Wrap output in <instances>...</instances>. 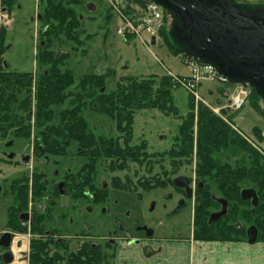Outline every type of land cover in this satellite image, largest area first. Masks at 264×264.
Wrapping results in <instances>:
<instances>
[{"label":"trees","instance_id":"1","mask_svg":"<svg viewBox=\"0 0 264 264\" xmlns=\"http://www.w3.org/2000/svg\"><path fill=\"white\" fill-rule=\"evenodd\" d=\"M0 1L6 10L12 9L14 0ZM81 1L39 0L42 10L38 18L42 27L39 31L36 62L40 72L37 73L35 80L28 72H0V136L3 137L14 129L13 134L16 137H28L30 119L34 117L38 130L36 142L42 144L47 153L63 156L71 143L76 142L85 156L113 158V167L122 169L129 162H140L146 154L144 149L147 148V144L138 146L129 144L136 112L158 109L166 115L178 116L179 109L173 103V91L179 86L166 74L121 77L110 93L105 92L104 74H85L77 82L73 70L63 69L67 54L58 55L53 46L54 41L63 35L68 40L78 39L73 30L80 24L81 17L76 14L73 5ZM146 1L123 0L122 6L126 13L131 14L134 6L142 7ZM165 14V24L159 36L173 55L183 58L181 51L170 39V16L166 11ZM5 33V28L0 29V62L5 51L3 44ZM41 68L45 70L41 72ZM23 93L26 97L20 99ZM249 100L253 109L264 117V102L253 90ZM91 105L99 113L109 116L115 123L117 133L124 135L105 138L94 134L83 115ZM189 107L188 115L176 135L175 145L164 155H169L176 161L175 164L178 163L176 167H179L184 163V158L191 162L196 152L197 175L202 180L211 179L229 202L228 214L209 224L210 212L220 208V203L212 192L210 195L205 190L206 194L204 192L200 195V203L196 206L194 239L223 242L248 240L246 226H241L237 222L238 218L242 217L245 222L257 228V241H264V154L230 124H233V118L239 111L229 115L228 123L203 104L198 106L196 115L192 97ZM252 135L259 142L264 141V131L258 126L253 127ZM94 145L97 147H93ZM231 147L248 152L249 165L241 163L231 166L215 157L216 152ZM86 166L91 167L90 173H93L96 164L90 162L86 163ZM33 177L32 193L37 198L47 186L39 174L36 173ZM29 179L26 176L15 182L13 192L19 204L10 209L8 220V226L14 230H25L16 223V211L27 207ZM160 181L156 180V185L159 186ZM243 181H250L257 190L260 202L256 207H253L249 200L241 198L240 184ZM239 206L243 209L240 210ZM38 229L34 226L31 231L36 233L40 231ZM111 257L99 246L90 243L71 251L67 244L61 246L57 241L52 242L49 239L37 237L30 242L29 264H110Z\"/></svg>","mask_w":264,"mask_h":264},{"label":"rangeland","instance_id":"2","mask_svg":"<svg viewBox=\"0 0 264 264\" xmlns=\"http://www.w3.org/2000/svg\"><path fill=\"white\" fill-rule=\"evenodd\" d=\"M263 1L246 0L243 2L263 3ZM121 5H123V0ZM1 6L3 5H1L0 1V9ZM12 6L10 11L7 10L10 22L4 27L6 33L3 43L5 47L3 58L9 63L11 71L35 73L37 70L38 73L40 69H37L36 51L37 44L40 41L39 31L42 27L40 18H38V14L42 10L41 4L39 0H14ZM73 8L76 14L81 17L80 24L73 30L78 39L68 40L63 35L60 39L54 41L53 48L58 55L67 54L63 69L69 68L73 70L77 82L85 74H104L105 92L110 93L115 89L117 81L124 76L166 74L172 77L179 76L177 74H190V67L184 61L185 59L173 55L160 37L156 39L154 44L146 45L136 37L127 41L119 36L117 30L122 20L104 0H82L75 3ZM43 70L45 69L41 68V72ZM236 84L238 85V83L220 81L217 78L203 80L199 88V100H196L194 95L177 84L179 87L173 91V103L179 109L178 116L166 115L158 109L138 110L136 112L132 139L129 140V144L132 146L147 144V148L144 149L146 152L144 159L139 160L140 162H129L122 169H117L115 166V168L111 166L112 169H110V163L107 164L103 160L96 164L98 170L96 171L95 181L98 184L106 182L108 186L112 187L115 183H131L128 193L120 191V195H118L121 205L119 206V211L120 209L129 208L132 212L134 225L146 223L154 227L156 230L155 241L164 240L170 243L189 242L192 244V248L197 246V243L209 242L195 240L193 237L196 229L195 207L197 202H189L183 211L172 217L165 213L160 204L163 201L162 194L172 191V186H169L168 182L171 183V180L178 175L193 176L195 174L198 167L196 152H194L191 162L188 158H184V163L179 167H176L178 163L175 164L176 161L174 159L167 154L164 155V153L175 145L179 127L190 110L191 97L194 101L196 115L200 104L210 108L217 115L213 109L228 104L229 97L234 91ZM211 91L212 93H210ZM25 97L26 94L24 93L20 95V99ZM33 101L32 98L31 102ZM34 110L35 108L33 107L32 113H34ZM228 110L222 111L221 116H217L228 122ZM83 115L92 132L96 135H124L117 133L112 119H109L105 114L97 112L92 105L84 111ZM230 124L264 154V141L259 142L252 135V129L255 126L264 131V117L253 109L249 98L244 107L233 118V124ZM196 129L197 127L195 126V131ZM13 133L14 129L10 130L6 137L0 136V236L8 231H13L10 246L2 247L0 251V264H28L27 253L30 252V242L33 234L30 229L27 231L14 230L12 227L11 229L6 226L7 220L10 218V209H14L19 204L15 192H13L16 180L30 176L27 208L32 212H45L49 205L47 191L50 190V186H47L45 189L46 193L42 194L45 198L37 200L31 195L33 188L31 176L37 173L45 183V178L49 181L54 178L53 171L56 167L54 159L59 160L58 165L61 171L65 167L78 169L84 161L76 156L78 150L76 142L71 143L65 155L57 157L50 155L49 163L44 156L35 154L34 144L37 143L38 130L34 117L30 119V134L28 137L18 138ZM5 141H12V146L7 147ZM21 151L31 155L30 164L22 163L20 158ZM6 152H15V159L7 161L9 155H5ZM215 157L231 166L241 163L249 165L250 163L249 153L236 147L216 152ZM158 179L161 180L159 186L156 185V180L158 181ZM199 179L202 180L200 177ZM57 180L58 177H55L52 181L56 182ZM203 181L206 182V186L210 188L215 197L224 198L211 179L205 178ZM240 185L242 188H254L250 181H243ZM116 193L118 192L114 191L112 193L111 201H114ZM152 201L156 202L155 211L149 209ZM62 204L66 205L67 203L63 202ZM88 204H90L89 201H83L78 207L81 209L86 208ZM108 206L111 205L109 204ZM238 208L240 210L243 209L242 206ZM217 211H220V208L213 210L212 213ZM69 214L70 212H67L66 216L68 217ZM103 215L104 217H98L95 214L89 216V222L83 223L82 228L97 235H104L107 229L114 228L112 224L114 215ZM237 222L241 226H246L247 229L254 226L245 222L242 217H239ZM48 226L52 228V225ZM76 231L77 229L71 226L68 234H74ZM132 235L138 236L135 233ZM201 248L208 252L207 246ZM104 252L110 256V252ZM136 256L137 253L135 252L130 259H127V257L121 259L118 253L116 261L113 260V264H119L121 260L130 264ZM5 257H11V260L5 261Z\"/></svg>","mask_w":264,"mask_h":264},{"label":"flooded vegetation","instance_id":"3","mask_svg":"<svg viewBox=\"0 0 264 264\" xmlns=\"http://www.w3.org/2000/svg\"><path fill=\"white\" fill-rule=\"evenodd\" d=\"M4 53L2 54L3 57ZM10 65L9 63L3 58L0 62V72L1 71H11L9 69ZM14 72V71H12ZM30 73V72H28ZM37 70L35 73H31V78L33 80L36 79ZM98 112V111H97ZM109 119H111L109 116H107ZM90 128V127H89ZM91 130V128H90ZM92 131V130H91ZM95 134V133H94ZM4 135L3 137H6ZM97 136H103L105 138H111L116 136H105V135H97ZM7 147L12 146V141H5ZM4 142V143H5ZM93 147H97V145H94ZM34 148L36 149L35 154L44 156L47 162L49 163L50 155L47 153L44 149V146L42 144L35 143ZM81 152V149L78 148L76 152V156L81 160L84 161V163L78 168H71V167H65L63 170H60V167L58 165L59 160L54 159V163L56 164V167L53 171V177H58V180L56 182H53L52 180L54 178H51V182L48 179H44L45 185L50 186V190H48V207L47 211L45 212H32L28 210V208H23L19 212H16V223H19L25 230L27 231L30 229V231L34 228V226L40 230L39 232H32L33 234L31 237V240L34 238H44L49 239L52 242L57 241L61 246L68 245V248L73 251L78 249L79 247H82L86 243H90L92 245L99 246L102 251H108L110 252L111 257V263L113 264V260L116 261L118 253L121 251H127L131 250L130 256H133L134 253H137V256L135 257L133 262L131 264H152L150 263L151 260L156 258L158 255L162 254L164 251V245L166 241H155V235L156 230L154 227H152L150 224L142 223V224H136L134 225L132 221V212L129 208H124L123 210L120 209V200L119 196L120 191L127 192L130 188L131 183H115L112 187L108 186L106 182H102L101 184H98L97 181H95L96 171L98 170L96 166H94L93 173H90L91 167H87L86 163H99L100 160H103L107 164L110 163V169L113 167V158H103V157H92L91 155L85 156L84 154H79ZM21 154V161L23 164H30L31 162V155L25 154L24 152H20ZM5 155H9L7 157V161H13L15 159V152H6ZM52 157H55L53 154ZM57 157V156H56ZM112 166V168H111ZM179 176H185L188 180V184L186 187H178L175 184V179ZM30 178V176H28ZM32 179L34 178L33 175L31 176ZM23 178V177H22ZM20 178V179H22ZM63 183V185L60 186V184ZM24 185V182L22 183ZM169 186H172V191L163 193V201H161V207L164 209L165 213L168 216H174L179 214L181 211H183L189 204V202H194L197 204L200 203L198 201V197L202 195L205 190L208 191L211 195V190L207 189L206 183L203 180H200L198 175L195 174L193 176L189 175H178L172 179V183H169ZM114 191H117L116 198L114 197V201H111V195ZM190 191V195H189ZM46 190L42 191V194H45ZM201 193V194H200ZM206 194V192L204 193ZM33 196V193L31 194ZM45 198V196L40 195L37 197V200H41ZM204 198H202L203 201ZM83 201H89L90 204L86 206V208H80L81 202ZM182 201H185V206L182 207L178 212H175L182 203ZM66 202V205H63L62 203ZM111 206H108V205ZM28 205V204H27ZM68 205V206H67ZM152 205L154 207L152 208ZM195 205V204H194ZM123 208V205H122ZM156 208V202L152 201L150 203L149 209L151 211H155ZM196 208V207H195ZM221 209V204H220ZM118 210V211H117ZM196 210V209H195ZM60 211V212H59ZM67 212H70V214L67 215ZM93 214L98 215V217H104L103 214L106 215H114L112 224L113 229L106 230L104 235H97L94 234V232H90L87 230H84L82 228L83 223L89 222V216H92ZM211 212L208 216V219L210 218ZM88 216V217H87ZM47 225V226H46ZM48 225H52L50 228ZM6 226H8V220L6 223ZM75 227L77 231L74 234H68L70 227ZM9 227V226H8ZM11 228V227H9ZM12 229V228H11ZM152 229L153 234L148 236V230ZM10 238V244L12 241V232ZM137 234L138 236L135 237ZM247 235H248V229H247ZM2 236V235H1ZM0 236V238H1ZM210 242V241H209ZM9 244V246H10ZM75 246V248H73ZM9 246H0V251L2 247H9ZM1 257V254H0ZM29 257L30 252L27 253V259L29 264Z\"/></svg>","mask_w":264,"mask_h":264},{"label":"water","instance_id":"4","mask_svg":"<svg viewBox=\"0 0 264 264\" xmlns=\"http://www.w3.org/2000/svg\"><path fill=\"white\" fill-rule=\"evenodd\" d=\"M152 1L161 5L170 15V39L185 57L211 65L224 81L248 85L264 102V2ZM152 43H155L154 38ZM175 184L186 187L188 180L185 176H179ZM240 194L253 207L260 202L257 190L253 187L242 188ZM217 201L221 209L210 215L209 224L228 214V200L217 198ZM185 205V201H182L175 212ZM152 234L153 230L149 229L147 235ZM10 238L11 233H4L0 238V246H9ZM257 238V228L250 227L248 242L255 243ZM10 260L11 257H5V261Z\"/></svg>","mask_w":264,"mask_h":264},{"label":"built area","instance_id":"5","mask_svg":"<svg viewBox=\"0 0 264 264\" xmlns=\"http://www.w3.org/2000/svg\"><path fill=\"white\" fill-rule=\"evenodd\" d=\"M115 11L122 20L118 26L117 33L127 40L129 36H134L146 45H149L153 37L159 35L165 24L164 9L154 1H146L142 7L134 6L133 12L126 13L122 7V0H104ZM10 16L0 12V27L7 26ZM190 67L188 77L172 76L175 83L188 90L196 100L200 99L199 86L203 80L218 79L217 72L211 65L202 64L194 59L185 58ZM251 89L247 85L238 84L229 97L228 104L213 109L221 116L222 111L229 109V112L240 110L247 102Z\"/></svg>","mask_w":264,"mask_h":264},{"label":"crops","instance_id":"6","mask_svg":"<svg viewBox=\"0 0 264 264\" xmlns=\"http://www.w3.org/2000/svg\"><path fill=\"white\" fill-rule=\"evenodd\" d=\"M38 1V0H37ZM246 1V0H243ZM250 1V0H247ZM263 1V0H261ZM264 2V1H263ZM2 5V4H1ZM2 11L6 10L1 6ZM179 76H188L177 74ZM201 87V86H200ZM212 93V91L210 92ZM207 243V244H205ZM184 245V246H183ZM208 247V252L201 247ZM183 247V248H182ZM186 251V253H184ZM131 250L121 251V259H130ZM203 252V253H201ZM208 256L207 258H205ZM152 264H264V241L249 243L246 239L236 241L200 242L197 246L191 243L166 242L164 251L151 260ZM119 264H127L120 261ZM131 264V263H130Z\"/></svg>","mask_w":264,"mask_h":264}]
</instances>
